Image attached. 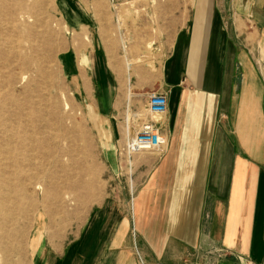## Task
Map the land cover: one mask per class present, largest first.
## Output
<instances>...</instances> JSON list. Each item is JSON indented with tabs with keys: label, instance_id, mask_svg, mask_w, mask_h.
I'll list each match as a JSON object with an SVG mask.
<instances>
[{
	"label": "crops",
	"instance_id": "obj_1",
	"mask_svg": "<svg viewBox=\"0 0 264 264\" xmlns=\"http://www.w3.org/2000/svg\"><path fill=\"white\" fill-rule=\"evenodd\" d=\"M89 1L74 4L63 72L94 92L92 105L112 138L122 139L116 77L123 60L145 57L153 45L160 78L138 79L133 88L166 93V144L139 157L132 186H115L64 251H47L41 264H136L131 223L149 264H264V83L257 66L264 24L253 43L256 60L237 52L227 30H237L238 12L264 13V1L125 0L118 32L110 10H90ZM125 34L129 49L117 39ZM132 69V76L147 73Z\"/></svg>",
	"mask_w": 264,
	"mask_h": 264
},
{
	"label": "rangeland",
	"instance_id": "obj_2",
	"mask_svg": "<svg viewBox=\"0 0 264 264\" xmlns=\"http://www.w3.org/2000/svg\"><path fill=\"white\" fill-rule=\"evenodd\" d=\"M123 1L85 3L90 10L109 9L118 32L125 26ZM74 4L79 0H0V264H41L47 251L55 255L64 251L115 186H132L134 166L149 153L126 155V126L133 134L140 121L136 115L144 117L150 93L134 90L135 81L159 80L162 59L154 64L150 44L145 57L124 56L115 94L123 106L116 119L126 133L113 139L107 120L92 105L94 92L86 93L76 77L62 70L61 51L74 34L67 28ZM65 10L71 11L70 18ZM259 24H264L263 12L251 17L249 12H238L237 30L227 24L237 52L245 51L253 60L260 57L253 47L259 40ZM253 32L250 39L248 33ZM127 37L117 36L125 49L131 45ZM257 66L264 83V60ZM133 67L146 68L147 73L132 76ZM74 212L80 214L68 216ZM130 227L136 264H149L132 223Z\"/></svg>",
	"mask_w": 264,
	"mask_h": 264
},
{
	"label": "built area",
	"instance_id": "obj_3",
	"mask_svg": "<svg viewBox=\"0 0 264 264\" xmlns=\"http://www.w3.org/2000/svg\"><path fill=\"white\" fill-rule=\"evenodd\" d=\"M166 112V93L158 91L147 93L144 104V117L137 116L136 119L140 121L133 134L126 133L124 151L128 157L140 151L162 152L166 140L160 122Z\"/></svg>",
	"mask_w": 264,
	"mask_h": 264
},
{
	"label": "bare ground",
	"instance_id": "obj_4",
	"mask_svg": "<svg viewBox=\"0 0 264 264\" xmlns=\"http://www.w3.org/2000/svg\"><path fill=\"white\" fill-rule=\"evenodd\" d=\"M126 67L128 68V70H129V68L131 67V65H130V63H129V60H127V63H126ZM127 119V118H126ZM103 121V120H102ZM128 130V133L130 132V128H129V125H128V128H127V126H126V131ZM102 131V130H101ZM104 133V132H103Z\"/></svg>",
	"mask_w": 264,
	"mask_h": 264
}]
</instances>
